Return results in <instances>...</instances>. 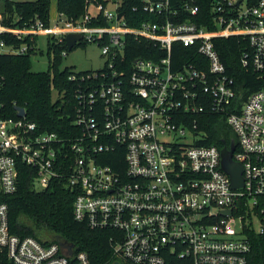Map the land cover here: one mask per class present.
I'll return each mask as SVG.
<instances>
[{"label":"built area","instance_id":"2783aa9c","mask_svg":"<svg viewBox=\"0 0 264 264\" xmlns=\"http://www.w3.org/2000/svg\"><path fill=\"white\" fill-rule=\"evenodd\" d=\"M199 1L141 0L133 10L152 18L139 26L129 25L124 0H87L79 18L58 12L55 24L50 16L26 27L6 25L0 12V36L30 39L0 38V55L37 50L40 35L49 44L80 33L106 58L102 69L69 75L74 109L62 134L40 131L27 115L0 114V255L7 264H92L85 251L73 246L70 254L63 239L11 233L3 198L18 190L20 164L35 169L39 190L72 191L76 220L112 231L113 264H249L250 234L264 236V85L240 86L216 41L238 37L243 68L264 81V0H210L207 15ZM129 38L161 54L129 59ZM175 45L192 54H174ZM3 80L0 74V90ZM212 116L236 134L240 187L222 167V148L207 143Z\"/></svg>","mask_w":264,"mask_h":264},{"label":"trees","instance_id":"16d2710c","mask_svg":"<svg viewBox=\"0 0 264 264\" xmlns=\"http://www.w3.org/2000/svg\"><path fill=\"white\" fill-rule=\"evenodd\" d=\"M0 1L4 8L0 10L5 17L4 23L10 26L26 27L36 18L48 21L53 0ZM86 1L57 0L58 12L64 13L69 18H79L85 12ZM209 1H199L205 15L209 14ZM140 2L141 0H124L123 2L122 9L131 26H139L141 22L152 18L142 10H133L135 6L140 5ZM199 21L208 25V22L204 20L199 19ZM106 24L105 21L100 22V25ZM209 28H213L212 25L209 24ZM0 38L5 39L8 44L20 45L25 42L30 44L29 37L17 39L10 34H5ZM78 45H86V42L80 41L76 46ZM216 46L228 72L236 78L240 86L248 87L252 92L264 85L263 80H256L255 75L243 68L240 56L244 43L238 37L218 39ZM64 50H70L66 41L49 42L50 61L47 71L32 70V56L36 53L35 48L30 49L26 54L0 55V74L4 77V84L0 90V114L4 117L17 118L15 107L22 106L27 111V119L36 123L40 131H56L62 134L65 126L72 119L75 91V84L69 79L72 68L61 69ZM125 54L132 59L135 54L161 53L148 43L138 44L133 38H129ZM174 54H192V49L175 45ZM182 59L188 60L189 57L185 56ZM54 89L58 91L55 102L51 98ZM210 125L208 144H214L223 149L225 145L230 146L232 141H237L236 134L221 118L212 116ZM34 176L35 169L20 164L18 190L3 198L9 204L11 233L21 237L32 236L41 241L60 236L64 241L72 244L76 252L85 251L92 264H113L115 257L110 242L112 231L92 229L76 220L73 212V192L61 185L39 190L34 186ZM250 242L249 264H264V236L252 233ZM0 264H7L2 255H0Z\"/></svg>","mask_w":264,"mask_h":264},{"label":"rangeland","instance_id":"374dc122","mask_svg":"<svg viewBox=\"0 0 264 264\" xmlns=\"http://www.w3.org/2000/svg\"><path fill=\"white\" fill-rule=\"evenodd\" d=\"M23 1V0H16ZM109 9H113L109 6ZM0 10H4L0 1ZM58 18L57 0L52 1L51 21L56 23ZM84 41V40H83ZM82 42V40H81ZM86 42V45H78L73 50H68L67 55L63 56L61 69L72 68L73 71L99 70L105 66L106 58L102 54L101 47L95 42ZM48 40L46 36L40 35L36 53L32 56V70L47 71L49 68ZM52 101L58 98V91H52Z\"/></svg>","mask_w":264,"mask_h":264},{"label":"water","instance_id":"95a60500","mask_svg":"<svg viewBox=\"0 0 264 264\" xmlns=\"http://www.w3.org/2000/svg\"><path fill=\"white\" fill-rule=\"evenodd\" d=\"M123 13L119 14V18L122 17ZM82 40V35L80 33H69L66 36V44L68 49H73L76 47L77 42ZM16 113L18 117H26L27 111L24 107L22 106H16ZM235 141H232L230 146L225 145L223 149L221 150V155H222V167L224 171H226L232 180V184L234 187H240L244 184V179L242 176L243 173V166L235 161L233 159V152L235 150ZM230 213V212H229ZM58 242H60L63 245L62 238L60 236H56L54 238ZM68 249L70 254L73 253V245L68 244ZM114 264H120L118 261L114 262Z\"/></svg>","mask_w":264,"mask_h":264},{"label":"crops","instance_id":"0c3cea01","mask_svg":"<svg viewBox=\"0 0 264 264\" xmlns=\"http://www.w3.org/2000/svg\"><path fill=\"white\" fill-rule=\"evenodd\" d=\"M51 7H52V3H51ZM57 10H58V8H57ZM50 16H51V8H50Z\"/></svg>","mask_w":264,"mask_h":264}]
</instances>
